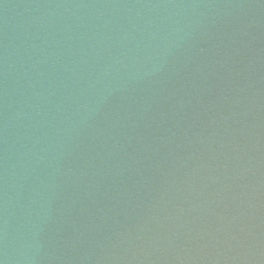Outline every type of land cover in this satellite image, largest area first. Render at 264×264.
I'll return each mask as SVG.
<instances>
[{"label": "water", "instance_id": "1", "mask_svg": "<svg viewBox=\"0 0 264 264\" xmlns=\"http://www.w3.org/2000/svg\"><path fill=\"white\" fill-rule=\"evenodd\" d=\"M0 264H264V0H0Z\"/></svg>", "mask_w": 264, "mask_h": 264}]
</instances>
